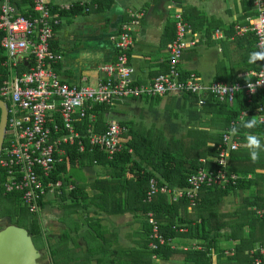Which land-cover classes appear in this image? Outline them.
Here are the masks:
<instances>
[{
  "label": "crops",
  "instance_id": "obj_1",
  "mask_svg": "<svg viewBox=\"0 0 264 264\" xmlns=\"http://www.w3.org/2000/svg\"><path fill=\"white\" fill-rule=\"evenodd\" d=\"M45 1L54 9L77 5L91 7L89 13L61 17L62 25L51 44L52 52L62 55V60L54 66V72L61 82L69 85L96 86L99 83L103 78L100 67L115 62V45L121 24L127 22L133 13L143 15L140 26L132 34L133 45L128 53V64L134 71V85H148L156 76L167 71L168 45L176 35L175 14L178 12L188 29L187 40L196 42L194 47L183 52L177 67L180 73H194L203 84L210 86L216 82L232 84L248 81L250 73L254 71L253 63H249V55L256 50L255 37L252 34L235 37L237 27H248L257 16L254 0H112L110 8L104 10H97V3L102 0ZM6 75L8 77L10 71ZM191 95L171 94L124 100L110 108L105 121L108 125L112 121L131 120L127 114L139 111L137 108L141 107L143 100L158 104L165 100L164 112L154 114L155 120L162 121V127L151 125L145 128L139 121L118 123L129 130L125 137L127 143L134 136L130 135L131 130L137 136L151 139L160 136L164 141L183 140L193 130L213 134L215 129H220L219 122L215 121L218 117L208 108L214 99L207 98V103L200 106L199 97ZM169 103L177 109L174 114L167 112ZM86 127L89 126H84L80 132H84ZM235 136L240 144L239 151L247 150L245 144L240 142L241 137ZM7 140L9 134L4 141ZM261 143L264 145L262 139ZM210 147L214 148V143ZM75 172L80 176L74 175ZM257 174L260 176L257 181L249 176L248 182L253 183L247 188L236 190V186H230L233 189H230L222 203L218 197L210 195L199 197L196 208L188 203V214L181 217L185 224L195 221L199 215L202 217L197 219L198 225L208 219L205 232L209 231L211 238L215 239L208 253L212 264H246L243 259L246 254L251 252L254 257V251L264 252V167ZM130 177L133 178L132 175ZM61 180L65 188L76 186V193L71 195L72 192H67L62 196L51 197L55 200L49 211L45 209L38 216L41 217L43 213L48 216V221L44 216L40 220L44 230L48 229L50 234L49 245L57 247L63 243L64 263L132 264L138 261L137 250L143 245L140 240L143 220L131 215L101 213L93 205L102 192L112 191L110 182L105 181L117 180L112 177L109 165L95 163L68 166ZM114 195L118 201L123 197L118 193ZM167 196L172 200L171 196ZM44 203L49 205V199ZM215 229L218 230L215 232ZM188 235L186 228L171 240L169 248H172L174 255L167 260H154L152 264H203L194 259L186 260L185 252L202 251L204 244L202 240ZM248 246H253V249L248 250ZM90 250L95 251L94 256H89ZM262 256L264 261V253ZM48 259L53 264L49 254Z\"/></svg>",
  "mask_w": 264,
  "mask_h": 264
},
{
  "label": "built area",
  "instance_id": "obj_2",
  "mask_svg": "<svg viewBox=\"0 0 264 264\" xmlns=\"http://www.w3.org/2000/svg\"><path fill=\"white\" fill-rule=\"evenodd\" d=\"M253 5L257 16L248 27H237L235 37L252 34L260 51L264 49V0H254ZM72 8L54 9L45 0H35L34 15L25 18L18 13L12 0H0V33L5 34L2 49L7 55L2 66L10 71L0 90L4 102L10 103L5 132V139L9 134V140L3 141L0 168L7 176L5 192L21 194L24 207L34 217L40 215L41 204L47 199L76 190V186L68 184L70 186L65 188L62 180L53 178L58 167L65 164L69 149L79 154L86 153L88 148L97 150L109 161L124 150L129 130L116 121L110 122L106 132L100 134L95 127L96 118L92 116L93 126L80 132V125L86 121L93 106L114 107L124 100L171 94L196 95L200 106L207 103V98L233 106L241 92L251 104L258 92L264 91V61H261L262 68L252 71L246 82H216L208 86L194 73L183 78L177 68L179 60L183 52L194 47L196 42L187 40L188 29L180 12L175 14L176 36L168 45L167 71L156 76L150 84L134 85V71L128 64L132 34L143 18L138 13L131 14L129 20L121 24L115 45V62L100 67L103 78L96 86L61 82L54 66L62 60V55L52 52L51 44L62 25L60 12H69ZM249 83L254 91L249 89ZM254 116L258 125L264 126V104L255 109ZM248 117V112L242 113L230 128L239 126L242 119ZM229 129L218 146L219 156L201 160L204 165L209 161L213 163L215 170L200 168L188 177L187 188L184 189H172L153 178L144 202L151 204L158 194H164L171 196L173 202L185 199L192 208H196L202 189L237 186L240 177L229 172L228 163L230 155L239 151L240 144ZM147 219L151 227L148 249L156 252L161 247L170 246L171 240L160 234L161 225L155 214H147ZM253 253V264H264L263 250Z\"/></svg>",
  "mask_w": 264,
  "mask_h": 264
},
{
  "label": "trees",
  "instance_id": "obj_3",
  "mask_svg": "<svg viewBox=\"0 0 264 264\" xmlns=\"http://www.w3.org/2000/svg\"><path fill=\"white\" fill-rule=\"evenodd\" d=\"M12 1L21 16L28 18L34 15L33 7L35 0ZM111 2L112 0H102L98 2L97 10L109 9ZM89 11H91L90 6L79 7L77 5L73 6L72 10L69 12H60V17L64 18L66 16L89 13ZM4 36L5 34L0 33V89L8 72L2 67V63L7 59L4 49H2V40L4 39ZM256 51L259 50L256 48V50H253L252 53ZM253 65L254 70L259 71L262 68L263 62L257 61L256 63H253ZM181 73L183 78L187 76L186 73ZM242 82L246 81L244 80ZM191 97L196 96L191 95ZM8 104L10 105L9 102ZM261 104H264V91H259L251 104L248 103V99L242 92L237 94L235 104L233 106L220 104L214 100V103L209 104L208 108L211 109L210 112L214 113L218 117L215 121L219 122L220 129H215L213 134H210L207 131L193 130L189 133V135H187L188 138H184L183 140L164 141V139L160 136L152 139L148 136H137L136 132L131 130L130 135H134L132 139L125 145L124 150L110 161L106 155L97 150H91L88 148L86 153L79 154L75 150L69 149L65 164L58 167V170L54 174L53 178L55 180H61L62 175H65L67 172L68 166L74 167L75 165H94L95 163L101 166L109 165L112 177L117 180H104L105 182H110L109 188H112V191L110 192L105 190V192H102L99 199H95L93 205L95 209L101 213L108 215L118 214L119 216L131 215L137 220H143L141 228L142 236L140 239L143 241V245L137 250V258H139V260L132 264H152V261H154L153 258L158 261H163L174 255V252L171 251L168 245L161 247L156 252H152L148 249V238L151 232V227L149 226L147 219V214L149 213L155 214L156 220L161 225L160 234L164 238L173 240L179 236L178 230L188 228L189 237L203 241L204 244L202 245V251L193 250L185 252L187 261L194 259L195 261L202 262L203 264H212L208 253L209 248L213 246L215 239L214 237L211 238L209 231L205 232V227L208 222L206 220L208 219L203 220L202 224L198 225L196 221L198 218L202 217L199 215L200 217H198L195 221H188V223L185 224L181 218L188 214V202L185 199L176 203L173 202L167 195L158 194L151 204H146L144 199L149 189V182L152 178H157L161 184L168 185L170 188L177 187L184 189L187 188L188 177L193 173H196L200 168L208 167L211 170H215V166L213 164L208 163L207 165H204L200 160L217 158L219 156L218 146L221 144L223 134L227 128L230 127L232 121L237 120L244 112L249 113L248 119L253 118L255 109ZM110 108L111 107L108 106H93L88 112V118L86 121L80 125V129L82 130L84 126H90V124H92L91 117L94 116L96 118V131L100 134L106 132L108 125L105 121V116L110 113ZM249 131L253 134L261 135L260 138L264 144V126L259 125L251 130L239 127L237 136L241 137V143L246 144L245 134ZM212 143L215 145L214 148L210 147ZM130 150H132V153H130ZM260 160H264V151L261 152L260 158L256 162H253L250 159L248 150L245 149H241L240 151L231 154L228 163V170L230 173L237 174L243 179L239 181V184H237L236 190L244 189L252 185V181L248 182L249 176L254 177L253 179L255 181L259 179L260 176L257 174V171L264 167V162L262 163ZM130 175H132L133 178L130 177ZM6 179L7 176L5 172L0 168V199L5 202L6 207H10V205H7L8 202H15L17 205H22L21 194L5 192L4 184ZM230 189L233 188L229 187L226 190L204 188L200 193V197L208 195L216 196L222 203L230 192ZM75 193L76 191H73L71 195ZM116 193L125 198L120 197L121 200H115L114 194ZM47 207V203H42L41 212ZM23 208H25L27 215H29L33 221H26L21 226H25L29 230L30 235L36 240L41 251L46 249L47 254H49L51 260L53 261V264H58L59 261L64 262L63 243L57 247H51L49 244L47 246L46 241L48 240L45 238V230L40 217H33L30 215L26 207ZM115 208H117V210ZM8 209V215L12 216L13 214H18L16 209H14V212L12 209ZM250 214L255 216L253 212H250ZM179 218L180 220H178ZM217 230L218 229H215V232ZM247 249L251 251L253 246H248ZM241 253L244 255V252ZM94 254L95 251L90 250L89 256H94ZM68 256H71V254ZM243 259L246 264H253L254 257L251 252L249 255L246 254ZM80 263L82 264V262Z\"/></svg>",
  "mask_w": 264,
  "mask_h": 264
},
{
  "label": "water",
  "instance_id": "obj_4",
  "mask_svg": "<svg viewBox=\"0 0 264 264\" xmlns=\"http://www.w3.org/2000/svg\"><path fill=\"white\" fill-rule=\"evenodd\" d=\"M0 152L8 120V104L0 98ZM41 253L38 252L28 236L27 230L15 225L0 232V264H40Z\"/></svg>",
  "mask_w": 264,
  "mask_h": 264
},
{
  "label": "rangeland",
  "instance_id": "obj_5",
  "mask_svg": "<svg viewBox=\"0 0 264 264\" xmlns=\"http://www.w3.org/2000/svg\"><path fill=\"white\" fill-rule=\"evenodd\" d=\"M164 102H165V100H164ZM164 102L161 103V104L150 103V102L147 103V102H145V100H143V102H141V107L137 108L139 111H137V112L134 111V112H130L129 114H127L130 117L131 120L118 121V123L122 124L124 122H132V121L137 123L139 121L140 123H143L146 126L145 128H150L151 125H154L155 127H162V121L161 120H155L154 119V114H156L157 112H164V108H163ZM176 110L177 109L175 108V106H173L172 104L169 103V109L167 110V112L170 113V114H172V113L174 114L176 112ZM116 119H118V118H116ZM145 120H147V121H145ZM77 173L78 172H75L74 175H76ZM77 175L80 176V174H77ZM149 188H150V182H149ZM147 193H148V191H147ZM147 193H146V196H147ZM146 196H145L144 201L146 200ZM54 200H55L54 198H50L49 199V205L46 208V212L49 211L51 205H53L52 201H54ZM0 201L3 203V204H0L1 211L3 212V215H6L7 213H9V209L6 207V205H4V201L3 200L0 199ZM42 216H44V213L42 214ZM42 216L40 217L41 219H42ZM44 219L46 221L49 220L48 216H44ZM31 221H33V220H31ZM47 231H48V229H45L44 233H45V238L48 240V241H46V244L48 246V244L50 243L49 242L50 234ZM37 246H38V244H37ZM38 248H39V246H38ZM40 253H41V260L40 261L43 260V262H45V263L48 262L49 263L48 254H47L46 249L42 250ZM58 264H66V263L59 262Z\"/></svg>",
  "mask_w": 264,
  "mask_h": 264
},
{
  "label": "clouds",
  "instance_id": "obj_6",
  "mask_svg": "<svg viewBox=\"0 0 264 264\" xmlns=\"http://www.w3.org/2000/svg\"><path fill=\"white\" fill-rule=\"evenodd\" d=\"M257 61H264V49L250 53L249 63H256ZM248 87L252 91L255 90L254 87L250 83L248 84ZM225 89L227 90V88H225ZM257 123L258 122L254 117L251 119L246 118V119H242L239 127H243L245 129L251 130V129L257 127ZM239 127L236 125H233L229 129L230 134L232 136L237 135ZM245 140H246L245 147L248 150L250 159L253 162H256L257 160H259L261 152L264 151V145H262V143H261V138L259 135L253 134L251 131H249L246 134Z\"/></svg>",
  "mask_w": 264,
  "mask_h": 264
},
{
  "label": "flooded vegetation",
  "instance_id": "obj_7",
  "mask_svg": "<svg viewBox=\"0 0 264 264\" xmlns=\"http://www.w3.org/2000/svg\"><path fill=\"white\" fill-rule=\"evenodd\" d=\"M0 204H3V203L0 201ZM4 205H5V202H4ZM7 205H10V207H7V208H10V210L12 209L13 212H14V209H16V211H18V214L17 215L13 214L12 216H10L8 214L3 215V212L1 211V208H0V228H1L0 232H2L7 227L12 226V225H15L19 228L20 227L25 228L27 230L28 236L30 237V239L34 245V248L38 252L39 251L41 252V250L37 246L36 240L30 235L29 230L25 226H21L26 221L32 220V218L29 215H27L25 208H23L24 205L22 204L23 205V207H22V205H19V204L17 205V204H15V202H12V203L8 202ZM39 263L40 264H52L50 261H49V263L48 262L45 263V262H43V260L40 261Z\"/></svg>",
  "mask_w": 264,
  "mask_h": 264
}]
</instances>
